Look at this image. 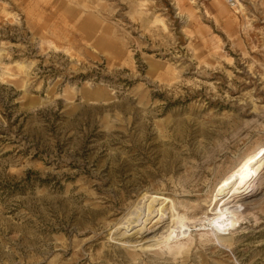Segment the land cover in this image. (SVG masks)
<instances>
[{
	"label": "rangeland",
	"instance_id": "rangeland-1",
	"mask_svg": "<svg viewBox=\"0 0 264 264\" xmlns=\"http://www.w3.org/2000/svg\"><path fill=\"white\" fill-rule=\"evenodd\" d=\"M234 1L0 0V264H264V167L200 226L264 151V0ZM155 197L191 234L123 245Z\"/></svg>",
	"mask_w": 264,
	"mask_h": 264
},
{
	"label": "bare ground",
	"instance_id": "bare-ground-1",
	"mask_svg": "<svg viewBox=\"0 0 264 264\" xmlns=\"http://www.w3.org/2000/svg\"><path fill=\"white\" fill-rule=\"evenodd\" d=\"M262 157H264V151H262V149L256 154L246 157L239 164L238 168L231 173L230 177L222 182L218 192H216L217 196L215 199L218 203V212L211 217H207L206 220L201 222L199 219L194 221H199L200 226L208 225L209 227H212L213 233L217 231L225 232L233 230L232 228H234L238 223V219L234 211L235 205L252 195V192L254 193V189L256 188L255 186H257L260 181V178L257 179V177L260 175L262 167H264V164L261 163L262 161L260 162ZM155 200L157 202L159 201V203L156 202V209L153 210L150 207V204ZM169 202H172V200L168 197L156 198L150 200L148 203L146 202L145 208L147 210L142 214L138 212L140 210L139 209L137 211V213H139L137 214V217H130L127 223L129 220L134 219L135 221L132 222L125 231L122 230L123 232H121L120 235L118 234L119 240L123 243V245H127L131 248H135L140 245L151 247H157L159 245L169 246L172 243L177 244L179 241L186 239L187 236L191 234L189 231L190 226L188 225L189 221L186 222L184 217H180L181 215L171 216L166 222L160 218L163 208ZM162 217H164V215H162ZM165 223H167V226L164 227V232L157 236L156 232L160 228H163ZM181 248L176 249L181 250Z\"/></svg>",
	"mask_w": 264,
	"mask_h": 264
},
{
	"label": "built area",
	"instance_id": "built-area-1",
	"mask_svg": "<svg viewBox=\"0 0 264 264\" xmlns=\"http://www.w3.org/2000/svg\"><path fill=\"white\" fill-rule=\"evenodd\" d=\"M225 2L230 8H235L236 6V2L234 0H225Z\"/></svg>",
	"mask_w": 264,
	"mask_h": 264
},
{
	"label": "water",
	"instance_id": "water-1",
	"mask_svg": "<svg viewBox=\"0 0 264 264\" xmlns=\"http://www.w3.org/2000/svg\"><path fill=\"white\" fill-rule=\"evenodd\" d=\"M93 99H94V98H92V97H88V98H87V100H89V101H93ZM32 104H33V105H37L38 102H37V101H36V102L33 101Z\"/></svg>",
	"mask_w": 264,
	"mask_h": 264
}]
</instances>
